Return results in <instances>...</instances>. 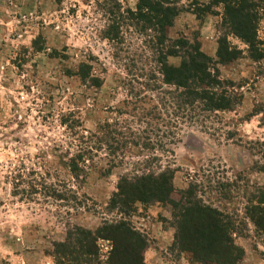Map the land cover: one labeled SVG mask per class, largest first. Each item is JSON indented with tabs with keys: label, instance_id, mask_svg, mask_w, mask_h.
Returning a JSON list of instances; mask_svg holds the SVG:
<instances>
[{
	"label": "rangeland",
	"instance_id": "rangeland-1",
	"mask_svg": "<svg viewBox=\"0 0 264 264\" xmlns=\"http://www.w3.org/2000/svg\"><path fill=\"white\" fill-rule=\"evenodd\" d=\"M211 1L181 0L169 34L198 38L202 50L216 58L218 39L226 29L221 4L212 8L220 14L202 11ZM136 2L119 0L117 10L113 0H0V264H54L53 244L65 237L67 221L96 229L103 220L119 218L117 211L108 210V202L119 176L136 171L132 162L142 159L152 160L155 168L161 164L174 169L179 191L190 183L199 185L207 203L234 219V242L244 249L240 264H264V234L250 218L258 205L255 195L264 188V78L257 77V64L246 54L219 65L223 78L242 85L243 98L233 110L208 113L181 126L178 141L164 138L169 140L164 149L129 146L125 164L110 173L104 168L111 156L104 149L95 148L93 163L79 181L59 164L58 156L68 145L72 152L77 149V135L69 137L64 118L70 124L79 120L72 129L84 128L86 135L107 120L126 121L135 130H147L142 134H148L146 142L170 129L145 116L155 105L163 110L161 101L174 91L159 72L154 32L143 34L138 25L115 17ZM118 20L119 37L109 39L106 35ZM228 39L246 47L232 34ZM180 61L169 58L170 64ZM83 65L102 80L101 86L81 80ZM38 162H51L52 180L72 184L84 206L41 205L14 195L16 169L23 164L29 171ZM173 212L169 203H138L125 217L146 236L147 249L158 251V264H195L191 254L173 245L174 239L168 247L158 244L159 236L169 235L166 231L175 237ZM110 249L111 243L102 241L104 260Z\"/></svg>",
	"mask_w": 264,
	"mask_h": 264
},
{
	"label": "trees",
	"instance_id": "trees-1",
	"mask_svg": "<svg viewBox=\"0 0 264 264\" xmlns=\"http://www.w3.org/2000/svg\"><path fill=\"white\" fill-rule=\"evenodd\" d=\"M113 1L117 10H121L119 0ZM136 1L135 7H128L124 13L115 17L119 20L127 19L129 25V22L138 25L143 34H147V30L154 32L159 72L163 82L173 86L174 91L161 101L162 108L165 107L163 110L155 105L153 111L145 116L159 121L157 123L165 127L170 126V129L162 135L156 132L155 139L146 142L149 136L142 134L147 130H135L126 121L120 124L107 120L99 126L97 132L86 135L83 133L84 128L80 129L81 133L72 129L79 120H72L75 123L70 124L69 118H64L62 123L69 131V137L77 135V149L72 152L73 148L68 145L64 154L57 156L59 164L76 181L86 177L87 169L93 163L95 148L104 149L111 156L104 168L110 173L125 164L126 152L131 146L140 144L153 148L157 145L164 149L169 143L164 138L170 136L172 142L174 139L178 141L181 126L194 124L208 113L233 110L238 106L243 98L242 85L223 78L219 65H227L246 54L257 64V77L264 78V0H212L205 6L206 9L202 11L212 14H220L213 11L214 6H223L222 25L226 33L218 39L216 58L202 50L198 38L170 36V28L181 12V0ZM119 20L117 26L112 27L111 34L107 33L109 39L119 37L122 28ZM229 34L240 39L246 47L232 44L228 39ZM170 57H179L180 64H170ZM84 67L88 66L83 65L78 73L81 80L101 86L102 80L89 70H84ZM167 106L172 110L166 111ZM167 113L171 116L168 121L164 118ZM151 163L150 159L133 161L136 171L124 172L119 176L116 190L107 205L108 210L121 214L119 218L103 220L96 229L66 222L65 237L53 244L54 264H149L145 260L148 239L125 216L135 211L138 203L156 202L172 205L176 228L173 245L181 252L191 254L192 259L199 264H240L244 258V249L234 242V219L212 203H207L198 193L199 185L190 183L188 188L179 191L174 184L175 170L161 164L155 168ZM28 169L23 164L16 169L13 176L14 195L41 205L64 202L72 209L84 206L82 197L71 187L72 184L52 180L55 171L51 162L34 163ZM255 198L258 205L252 208L250 218L264 234V188ZM102 241L111 243L105 260Z\"/></svg>",
	"mask_w": 264,
	"mask_h": 264
},
{
	"label": "crops",
	"instance_id": "crops-1",
	"mask_svg": "<svg viewBox=\"0 0 264 264\" xmlns=\"http://www.w3.org/2000/svg\"><path fill=\"white\" fill-rule=\"evenodd\" d=\"M177 20H178V16H177ZM205 42V41H204ZM217 51V50H216ZM213 54V53H212ZM209 55V54H208ZM211 56V55H210ZM166 234H169V235H164V236H159V245L163 247H168L170 245H172L173 243V233H171V231L169 230L166 231ZM172 235V236H171ZM145 258H146V261L149 263V264H158V262L160 261V256H159V253L157 250L153 249V248H150V249H147L146 252H145ZM197 263V262H196ZM195 263V264H196ZM188 264H194V263H188Z\"/></svg>",
	"mask_w": 264,
	"mask_h": 264
}]
</instances>
